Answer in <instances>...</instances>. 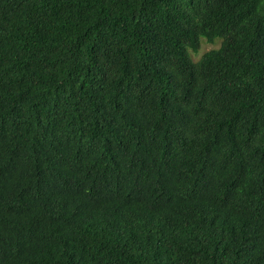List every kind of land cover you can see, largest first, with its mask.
Instances as JSON below:
<instances>
[{
    "label": "trees",
    "instance_id": "trees-1",
    "mask_svg": "<svg viewBox=\"0 0 264 264\" xmlns=\"http://www.w3.org/2000/svg\"><path fill=\"white\" fill-rule=\"evenodd\" d=\"M0 264H264V0H0Z\"/></svg>",
    "mask_w": 264,
    "mask_h": 264
},
{
    "label": "rangeland",
    "instance_id": "rangeland-1",
    "mask_svg": "<svg viewBox=\"0 0 264 264\" xmlns=\"http://www.w3.org/2000/svg\"><path fill=\"white\" fill-rule=\"evenodd\" d=\"M221 42H208L206 39L202 40L201 49L198 52L191 51V55L194 60H198L205 52L212 48H218L220 46Z\"/></svg>",
    "mask_w": 264,
    "mask_h": 264
}]
</instances>
